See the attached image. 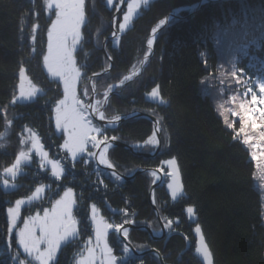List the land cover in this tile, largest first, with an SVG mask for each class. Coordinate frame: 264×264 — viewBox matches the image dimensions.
Wrapping results in <instances>:
<instances>
[{
    "label": "trees",
    "instance_id": "16d2710c",
    "mask_svg": "<svg viewBox=\"0 0 264 264\" xmlns=\"http://www.w3.org/2000/svg\"><path fill=\"white\" fill-rule=\"evenodd\" d=\"M196 1L150 0L118 36V44L106 42V55L100 47L112 31L113 9L106 6L105 0H86L82 41L74 54L81 69L77 95L83 103L90 76L101 100L103 90L137 67L147 50L150 30L174 8ZM229 9L232 10L231 3L227 2L226 6L201 4L169 19L160 29L154 52L142 72L117 86L103 109L104 116L141 110L162 122V147L155 156L142 157L115 145L109 149L108 159L124 174L137 167H159L164 173L163 184L154 190V202L162 220L169 225L168 233L164 238L152 239L144 229H128V239L136 249L155 247L164 264H204L196 253L201 236L211 253L212 264H264V207L259 190L264 174L252 159L251 142L243 143L250 132H241L238 121L229 114L227 119L224 116L220 106L223 76L218 67L222 57L228 56L230 60L232 54L235 58L239 56L233 64L237 65L235 68L247 69L250 75H255L264 63V32L247 42H241L239 35V42L230 47V34L216 33L227 19ZM48 23L41 0H0V132L6 119L12 128L10 144L5 150L0 149V172L13 161L17 150L15 133L21 128L33 130L49 155L59 158L65 169L57 181L50 177L48 170L35 168L34 156L15 178V188L0 186V264H19L13 259L16 252L13 249L12 255L9 247V243L11 247L15 244L10 240L13 233L11 238L8 236L7 206L14 198L30 192L37 183L46 184L45 196L29 210L50 204V198L56 197L67 185L77 200L74 215L79 221L81 236L78 245L73 243L58 252L59 264H74L73 257L91 236L90 203L110 223L120 225L131 220L154 231L159 229L149 200L148 189L153 178L149 172L117 180L94 167L92 161H85L83 157L73 160L61 149L62 135L53 127L52 112L62 95V87L47 76L41 65ZM253 51H257V56L252 62L249 58ZM108 66L106 73L94 75ZM222 67L229 66L222 64ZM20 68L40 87V93L29 102L14 100ZM153 88L159 90L164 103L152 99ZM226 121L233 128H228ZM100 127L104 129V136L116 137L128 144L144 142L142 150L151 149L146 143L152 131L148 119L137 117L123 120L115 128ZM98 137L102 138L99 134ZM170 159L176 160L182 186V194L175 198L166 184L169 168L163 163ZM189 207L193 209L191 216L187 213ZM197 226L200 234L195 231ZM107 239L113 253L123 257L120 264H161L153 253H124L125 246L115 229L109 230Z\"/></svg>",
    "mask_w": 264,
    "mask_h": 264
},
{
    "label": "snow or ice",
    "instance_id": "6c2138e0",
    "mask_svg": "<svg viewBox=\"0 0 264 264\" xmlns=\"http://www.w3.org/2000/svg\"><path fill=\"white\" fill-rule=\"evenodd\" d=\"M111 4L112 0H108ZM144 3L147 0H143ZM141 0H130L127 4V11L123 16V22L119 24L120 31H124L128 23L132 20L133 14L140 7ZM85 4L86 0H45V6L48 10L54 9L55 19L48 29V52L44 56V64L53 78H58L63 84L64 98L56 102L54 109L56 127L65 135L62 148L67 150L70 157L75 160L76 157L85 153L87 145L91 144L93 148L103 145L102 150L97 157L96 153L88 151V155L92 158H98L100 164H104L111 168L112 165L107 157L108 149L111 147L109 138L104 136V129L93 123L92 113L104 119V113L101 111V106L105 101H96L95 103H82L76 92V83L81 78V69L75 59V52L78 45L82 41L81 27L85 23ZM156 29H153L155 32ZM149 47L152 46L153 40H148ZM135 69L133 74H135ZM131 79V75L125 76L124 80ZM20 84L19 98L31 99L40 91L30 81H27L25 71L20 69ZM27 81V85L26 82ZM123 83V81H121ZM115 85H110L105 90L104 96L108 97L109 92L115 88ZM95 85H93V91ZM260 96L256 93L251 94V107H246L245 104L240 105L241 113L232 112L233 116L239 115L240 131L244 132L248 124L251 125L253 131L259 126V139L264 141V107L257 108L256 105L264 106V84L259 85ZM87 95V89H85ZM150 96L152 99H160L159 90L153 88ZM259 112V117L255 115ZM223 115V112L221 113ZM120 119L115 116L109 120V124H113ZM227 123V121H226ZM228 128H233V124L227 123ZM29 131V136L22 140L21 143L30 145L26 150L19 151L16 155L14 163L10 167H6L3 173L0 174V181L4 189L15 188L14 183H9V178L14 181L19 173L23 170V165L30 163L33 153L39 158V167L47 170L50 168L51 176L59 181L65 172L59 160L50 159L49 153L44 150L37 135ZM99 134L102 139L97 138ZM111 139H117L112 137ZM252 140L251 136H246L243 140L244 144H249ZM147 144L156 145L158 142L155 139V133L147 141ZM3 147V145H0ZM255 147V145H254ZM252 159L257 160L258 156L255 151L252 152ZM264 156V154H262ZM170 167L168 176L171 177V182L168 188L171 190L173 198L182 194V186L180 183V174L176 166V160L167 161ZM117 180L120 179L118 174L113 173ZM264 180V176L261 177ZM45 192V186L36 187L35 191L27 199H17L13 206L7 208V223L9 237L15 231V238L20 248L26 254V259H20L19 255L13 257L18 260L19 264H59L58 252L63 248L76 243L81 232L78 230L79 221L74 215V207L77 200L74 198L72 188H65L59 199L52 202L50 208H44L42 215L37 212L35 215H29L23 218V226L18 227L17 221L21 218L22 206L31 204L33 201L41 198V194ZM187 213L191 216L193 209L187 208ZM131 223V221H125ZM91 224L94 233L93 243L92 238L84 242L83 247L73 257L74 264H120L123 257L118 258L113 253V248L109 246L108 234L109 229H115L117 233H122L125 239L128 238V229L119 224H113L106 221L102 216H99L98 209L95 205L91 207ZM169 227V225H165ZM197 234H200L199 226L195 229ZM10 249L11 246L9 245ZM128 246L123 248L124 253H129ZM205 261V264H212V256L208 246L204 243L203 237H200L199 245L196 249Z\"/></svg>",
    "mask_w": 264,
    "mask_h": 264
},
{
    "label": "rangeland",
    "instance_id": "374dc122",
    "mask_svg": "<svg viewBox=\"0 0 264 264\" xmlns=\"http://www.w3.org/2000/svg\"><path fill=\"white\" fill-rule=\"evenodd\" d=\"M130 2V0H127L126 2H125V5H124V9H123V12H122V14H121V16H120V19L118 20V23H117V30H118V32L119 33H121V32H123V31H120V29H119V24L121 23V22H123V16H124V14H125V12L127 11V4ZM149 2V0H147V2L146 3H144L143 2V0H141V3H140V7L136 10V12L133 14V17H132V19L139 13V10H140V8L141 7H144V6H146V4ZM42 3H43V7L45 8V10H46V14L47 15H52V21L55 19V15H54V9L53 10H48L47 8H46V6H45V0H42ZM106 4L109 6V7H111L113 4H114V0H112V2H111V4H109V2H108V0H106ZM52 21H51V23H52ZM131 23H132V20L128 23V25H127V27L128 26H130L131 25ZM51 27V24L49 25V27H48V29ZM126 27V28H127ZM81 31H82V29H81ZM118 33V34H119ZM47 49H48V30H47ZM111 43L112 44H114V45H116V44H118V35H116V36H114V37H112V39H111ZM47 52H48V50L47 51H45V53H44V55H43V58H44V56L47 54ZM42 64H43V66H45V64H44V59L42 60ZM45 69H46V71L48 72V70H47V68H46V66H45ZM48 74H49V76L50 77H52L51 76V74L48 72ZM26 76V75H25ZM27 77V81H30L33 85H35L36 87H38V85L35 83V82H33L30 78H28V76H26ZM18 91L16 92V95H15V97L14 98H17L18 97V95H19V84H20V82H21V80H20V70H19V72H18ZM256 85H257V89H255V91H252V89L250 88V87H247L246 88V90L243 92L244 94H246V93H250L251 92V94L253 93V92H255V93H259L260 94V92H259V85L260 84H264V77L260 80V81H256V83H255ZM26 85H27V83H26ZM63 85V84H62ZM39 88V87H38ZM40 89V88H39ZM35 97V96H34ZM33 97V98H34ZM64 98V94L58 99V100H60V99H63ZM237 100H241V98H240V94H239V92L237 93V95H236V97H235ZM57 100V101H58ZM56 101V102H57ZM243 104H245V103H243ZM55 106H56V103H55ZM245 106L246 107H251L252 105H247V104H245ZM54 109H55V107H54ZM255 115L257 116V118L259 117L258 115H257V112L255 113ZM53 124H54V128H55V131L56 132H61L62 133V140H61V145H63V143H64V140L66 139V137H65V135L63 134V132L61 131V130H58L57 129V127H56V120H55V112H53ZM95 124V123H94ZM96 125V124H95ZM99 127V126H98ZM28 130H31L30 128H25L24 130H23V132L22 133H18L17 134V136L15 137V140H16V146L18 147V149L16 150V155H18V153H19V151H21V150H26V147H30V145H25V144H22L21 143V141L22 140H24V139H26L28 136H29V131ZM32 131V130H31ZM33 132V131H32ZM252 132V134L253 135H255V134H258V131H251ZM259 141V140H258ZM251 146H253V144L251 143ZM91 149H90V148ZM150 147H151V144H150ZM258 147H259V149L260 150H262V148L264 147V142H262V143H260V144H258ZM62 148V147H61ZM46 149V148H45ZM44 149V150H45ZM63 150H65V151H67L66 149H64V148H62ZM93 150V151H92ZM46 151V150H45ZM88 151H91V152H94V148L91 146V144H89V145H87V150H86V152L85 153H83V154H85V157H87L88 158V160H90V161H92V164H93V166L94 167H96V165H95V163L93 162V158L91 157V156H89L87 153H88ZM16 155H15V158H16ZM69 155V154H68ZM32 156H35V158H36V161H37V164H38V167H39V158L33 153V155ZM78 156H80V155H78ZM69 157H70V155H69ZM15 158H14V161H15ZM49 158L50 159H55V160H59L60 161V159L59 158H57V157H51V156H49ZM71 158V157H70ZM77 158V157H76ZM72 159V158H71ZM169 161V160H168ZM61 162V161H60ZM14 163V162H13ZM166 164H167V161H166ZM98 166V165H97ZM167 166H168V168H169V171L171 170L170 169V167H169V165L167 164ZM23 167V166H22ZM99 167V166H98ZM40 168V167H39ZM97 168V167H96ZM41 169V168H40ZM99 169V168H98ZM41 170H44V169H41ZM49 170V175L51 176V174H50V168L48 169ZM3 173V170L0 172V174H2ZM51 178H53L52 176H51ZM164 178V177H163ZM167 178H168V180H167V182H166V184H167V186H168V184L171 182V177H169L168 175H167ZM54 179V178H53ZM9 183L10 184H12V183H14L15 184V182L12 180V178H9ZM40 185H44L45 186V188H46V184H44V183H39V184H37L36 186H35V188L30 192V193H28L27 195H24V196H19V197H17V198H15L14 200H13V202H12V204L10 205V206H13L14 204H15V201L17 200V199H27V197H29V196H31V194L35 191V189H36V187H38V186H40ZM0 186L1 187H3V185H2V181H0ZM70 186H68L67 185V187H64L63 189H62V191L60 192V194L57 196V197H55L53 200H52V202H54L56 199H59L60 198V196L63 194V191L65 190V188H69ZM4 188V187H3ZM71 188V187H70ZM73 190V189H72ZM170 190V189H169ZM170 192H171V190H170ZM43 194L44 193H42L41 194V196H43ZM73 194H74V192H73ZM52 202H51V204L49 205V206H43L41 209H39V208H34V210L33 211H31V213H28V214H25L24 212H22V209H21V215H22V217L17 221V226L18 227H22L23 226V218H25V217H27V216H29V215H35L37 212H40L41 213V215H42V210L44 209V208H50L51 207V205H52ZM92 205H95L94 203H90V207H89V220H90V223H91V207H92ZM9 206V207H10ZM98 209V208H97ZM98 213H99V216H101V214H100V211H99V209H98ZM106 221H108V220H106ZM109 222V221H108ZM91 227H92V224H91ZM110 230V229H109ZM13 233H14V236H15V231H13ZM90 238H92V240H93V243L95 242V240H94V233H93V228H92V233H91V236H90ZM199 242H200V240H198V242H197V244H196V249H197V247H198V245H199ZM15 245H16V247H17V249H18V251L22 254V256H23V259H26V254L23 252V249L22 248H20L19 247V245H18V243H17V241H16V238H15ZM196 253L199 255V257L201 258V260H202V262L205 264V261H204V259H203V256L199 253V252H197L196 251ZM115 255V254H114ZM118 257V256H117ZM119 258V257H118Z\"/></svg>",
    "mask_w": 264,
    "mask_h": 264
},
{
    "label": "water",
    "instance_id": "95a60500",
    "mask_svg": "<svg viewBox=\"0 0 264 264\" xmlns=\"http://www.w3.org/2000/svg\"><path fill=\"white\" fill-rule=\"evenodd\" d=\"M103 51H104V49H103ZM151 51H152V48L149 47V51L143 57V59H142V61L140 63V67H139V69L137 71H139L141 69V67L144 65L145 59H146V57L149 56V54H150ZM91 94H93V92ZM92 101H93V98L89 97L88 103H92ZM130 116H143V117H146L148 120H150V122L152 123V126H153V132L155 133V137H156V140H157L158 143L156 144V148L154 149L153 152L146 153L145 155H150V154L155 153L157 151L158 147L160 146V136H159L160 129H159L158 122H157L156 118L153 117L152 115H149V114H146V113H142V112H138L137 111V112L129 113V114H126V115L120 117V119L118 121H115L114 123L120 122L122 119H124L126 117H130ZM92 118L94 120H96L97 122H99L100 124H103V125H108L109 124V120H106V119H103L102 120V119L99 118V116H97L94 113H92ZM109 142L114 143V144H117V145H121L122 147L127 148L131 152H135V153L137 152L135 149H133L130 145H128L126 143L119 142V141H115V140H111V139H110ZM99 149H100V147L97 148L96 154L98 153ZM100 166L105 167L107 170L111 171L112 173L118 174L120 176V178H127L128 177V176H125V175H122L121 173H119L114 167L109 168V167L103 166V165H100ZM146 169L147 168H142V167L141 168H138V169H136L134 175L136 173H139L140 171L146 170ZM152 170L155 172V179L151 183V186H150V189H149V200H150V204H151L153 210L155 211L156 217L159 220V224H160V234H164L165 231H166L165 224L160 219L159 214H158V211H157V209H156V207H155V205H154V203L152 201V189L154 187H156L160 183V180H161V177H162V173H161V171L159 169H152ZM133 226H134L133 223H123L122 224V227H124V228L133 227ZM142 227L145 228L146 230H148V232L152 235V237L154 236L153 233H152V231L147 226L142 225ZM117 234L120 237V239L125 243V245L129 247L130 251H132L133 253H140L139 251H137V250L134 249V247L130 244V242L128 241V239H125L123 237L122 233H117ZM147 250H149L151 252H154L158 256L161 264H164L163 261H162V258L160 256V254H159V252L155 248H148Z\"/></svg>",
    "mask_w": 264,
    "mask_h": 264
},
{
    "label": "bare ground",
    "instance_id": "6f19581e",
    "mask_svg": "<svg viewBox=\"0 0 264 264\" xmlns=\"http://www.w3.org/2000/svg\"><path fill=\"white\" fill-rule=\"evenodd\" d=\"M154 36H155L154 34L151 36V39L152 40H153ZM88 96L91 97V98H93V99L96 98L95 95H93V94H88ZM136 154H138V155H140V156L143 157V155H142V153H140V151H137Z\"/></svg>",
    "mask_w": 264,
    "mask_h": 264
}]
</instances>
